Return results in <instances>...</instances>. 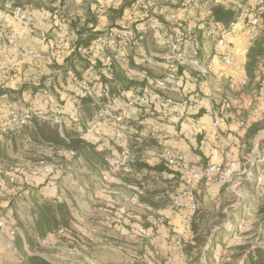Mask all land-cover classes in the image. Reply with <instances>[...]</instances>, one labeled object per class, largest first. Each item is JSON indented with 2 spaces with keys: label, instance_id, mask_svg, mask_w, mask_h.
<instances>
[{
  "label": "built area",
  "instance_id": "obj_1",
  "mask_svg": "<svg viewBox=\"0 0 264 264\" xmlns=\"http://www.w3.org/2000/svg\"><path fill=\"white\" fill-rule=\"evenodd\" d=\"M161 3L172 4L175 11L169 14V21L172 22L173 27L169 25V30L162 36L159 43L163 50L161 61L164 69L160 77L147 78L146 86H132L129 89L120 85L114 88L109 83L96 87L87 78L77 81L75 86L90 98L93 109L91 120L84 125L79 119L82 106L76 99L72 100V107L65 110L62 105L54 102V97L48 90H30L21 95L18 94L17 97L13 95L15 101L8 110L6 127L7 130L21 129L32 125L33 120L39 118L49 121L54 119V125L61 130L71 124L68 122L74 121L79 133L96 138L103 137L106 130H112L116 140L123 143L131 142L133 145L131 148L125 147L113 157L111 164L116 170L127 168L135 160V151L139 148L149 149L148 145L152 141H157L153 150L155 149L159 161H165L170 167L181 166L190 176L188 186L179 197L172 200V206L177 209L183 207L188 201L190 225L192 216L197 210L194 193L201 184L209 187L220 182L231 185L232 189H235L241 184L240 181H234L235 175L239 173L245 175L246 179L253 180L258 186L264 187V129L260 130L249 142L252 148L244 164L232 163L225 166L223 162H219L208 163L205 166L165 146L161 142L158 131L143 127H130L123 109L134 110L140 117L153 116L156 112L165 119L187 118L191 114L198 113L203 101L209 100L213 115L211 126L218 131L222 120L219 117L218 104L230 106L238 115L239 130L220 140V154L225 157L234 148L239 150L246 148L249 143L243 135L251 129L252 123L264 119V60L259 75L248 90L250 81L246 66L238 57L236 41L241 33L245 34L249 43L257 40L262 28L264 0H246L233 6H227L224 0H135L133 7L135 12L154 15L158 12L157 8ZM218 6L234 12V18L228 24L216 22L213 19V10ZM187 9L194 11L192 18L186 17ZM180 10L185 11V14L179 15ZM10 14L24 30L33 31L37 26L35 13L17 7L10 9ZM153 27L152 22H147L142 31L143 36L150 33ZM55 34L53 51L42 53L31 47L20 46L15 34L0 26V73H5L12 67L9 48L16 49L20 50L21 61L28 67L35 68V79L40 83L45 75V66L55 65L64 60L67 55V51H61L63 45L65 46L64 41H67L65 37H68L67 24L55 25ZM143 36H138L133 31L125 29H106L95 35L90 57L103 56L107 63L116 62L130 71L129 60L132 57L139 58L145 63L152 61L144 50L141 41ZM112 46H116L117 50ZM105 49H108V52H105ZM218 65L235 71L229 83L227 95H217L207 91L202 84H197L195 96L191 100L176 101L166 95L168 88L178 80L180 69L196 75L197 80H200L197 83H205L216 75ZM57 75H60V71H57ZM128 79L131 82L136 81L132 75H129ZM51 81L52 79L48 80V82ZM49 149L54 154L56 153L54 147H49ZM70 155L76 157L75 152H71ZM75 160L79 163L83 162L81 157ZM57 171L58 166L42 159L35 169L23 172L19 178L16 175L1 177L0 185L8 189L14 185L19 186L21 183L30 187L33 185L34 178L44 177L47 184L57 187L59 186L58 180H61L54 178ZM102 179L107 182L109 177L104 174ZM2 188H0V198L4 197ZM9 190L12 192L14 188ZM118 212L120 217L108 214L106 220L121 225L130 217L129 211L124 207L119 208ZM6 219L10 229L8 234L4 233L5 221L0 218V237L13 238L17 231L15 220L10 213L6 214ZM228 230L232 231L234 228L230 227ZM64 232L61 230L59 234L63 235ZM139 233L156 241V238L146 229H140ZM179 245H181L180 242Z\"/></svg>",
  "mask_w": 264,
  "mask_h": 264
},
{
  "label": "crops",
  "instance_id": "obj_2",
  "mask_svg": "<svg viewBox=\"0 0 264 264\" xmlns=\"http://www.w3.org/2000/svg\"><path fill=\"white\" fill-rule=\"evenodd\" d=\"M95 1H97L96 6L95 4L89 5V11L87 14H78L79 18L89 19V28L95 27V29L100 31V33L115 25L132 29V23H130L128 26H125L126 23L124 22L125 17H131L132 10H130V8L133 5L132 0H94V2ZM63 4L64 3L61 1L62 6ZM112 7L121 9L123 13H110L111 11L109 9ZM62 8L60 7L59 10L57 9L55 14H57L58 11L61 13ZM171 9L172 11H175L174 7ZM159 11L154 13V15L157 16V20L152 22L154 24L153 30L151 31L154 34L153 39L148 43L145 41L146 36L151 32L143 36L144 50L147 56L151 57L152 61L150 63H145L136 57H132L130 60L131 64L129 75H132L136 78V86H145L147 83V76L149 78L160 77L164 70L161 61V54H159L158 49L160 50L159 43L162 40V36L165 34V32L161 30V27H165L163 24L167 21L168 14L165 13L167 12L166 10L162 9L160 12ZM34 13L37 18V26L33 29V31L24 29L12 31L8 28V26L5 30L15 34L20 46L31 47L42 53H49L50 46L46 41V36L48 35L46 29L49 28L52 20L57 21V15L49 13L48 9L34 11ZM132 14H139V12L134 11ZM193 14L194 11L186 13V17L192 18ZM162 15H164L163 18ZM0 18L2 23H9V19H12L10 11L7 12V14L5 12H0ZM59 23L61 22L53 23L50 26L57 25ZM142 24L143 23L141 22L136 26V29L141 32L146 26L145 24ZM24 41H26V43H23ZM67 44L69 45V42ZM236 45L238 57L240 61L246 66L248 62L250 45L245 34L241 33L239 35ZM151 48H153L154 51H152ZM9 51L12 56V67L7 72H9L15 65L17 67L20 64H24L21 61V56L18 54L16 49L9 48ZM153 56H155V58H153ZM150 69H153L154 71ZM58 71L61 73V69L58 68ZM89 73L94 79H100L102 77L105 78V80H109L114 77L113 71H109L108 69L104 68H100L98 70L93 69ZM234 73V69H229L218 65L216 75L212 77L213 84L211 88L209 87L208 83H197V80L192 77L195 75L190 73V71H186L185 75L182 77V79H180L182 81L177 85L169 87L166 91V95L175 99L176 101L191 100L195 96L197 84L204 85L206 90L212 93L215 91L216 94L227 95L229 93V87L227 88L226 84L228 81H230L229 77H231ZM15 75V82H12L10 85L11 88H15V83L19 81H23V83H28V81L30 82V73L27 74L26 72L22 76L21 71H18V73ZM56 75V64L46 65L45 75L41 80L42 82L40 83L43 84L45 82L43 86L49 87L57 78L61 80V74L57 76ZM49 79H52V81L48 82ZM129 82L131 81L129 80ZM117 85L123 87V84H121L120 81L115 82L113 87L116 88ZM30 90H32L31 87H28L22 93L28 92ZM224 90L226 91V94L223 93ZM58 92L61 93L63 98L70 97V94L61 88ZM15 94L11 93L0 96V152L2 150H6L7 152V149L10 146L15 145V148H17L18 145H21L20 141H17L14 144V142L11 139H8L6 136L7 113L10 109V106L15 101L13 98V95ZM51 94H53V92H51ZM72 102V100H69L71 107ZM200 109L202 110V114L195 117H171L169 119H165L160 115L138 117L134 110L123 109V112L125 113L127 121L131 124L132 128L143 127L158 131L160 133L161 142L165 146L170 147L171 149H176L179 153L187 155L197 164H204L206 160V164L219 162H223L225 166H229L232 163L241 165L244 164L246 159H248L249 152L252 148L251 143H249L251 140L248 141L249 144L246 148L242 150L234 148L225 157L220 154L219 144L217 141V138H220L221 140L222 138L232 135L237 130H239V118L236 115H230L225 120L222 119L221 127L218 131H216L211 126L213 115L210 101H203V105ZM81 114L79 116L81 122H88V117L87 119H83ZM86 116L87 115H85V117ZM73 125L76 124L73 123ZM246 135L247 133L243 135L244 139H246ZM83 136L86 138L87 142L95 146L96 151L108 152V156L110 155L109 158H107L108 160L111 156H116L118 153H120L125 147L131 148L133 146L131 142L118 143V140L114 138L112 130L109 129L105 131L104 136L101 138H96L88 134H84ZM156 144L157 141H152L148 145L149 149H145L144 154L141 153L142 156L146 160H149L153 165L159 163L157 153L155 149L153 150V147ZM79 156L81 157V154ZM63 158L67 160V163L72 161L77 163V160L73 159L66 152H64ZM1 161L4 162L5 160L0 157V162ZM83 161L88 160L83 158ZM88 164L90 165V168L94 172L100 174V176H103L104 174L108 175L109 179L106 182L108 185L105 186L106 189L102 188L103 190H101L103 192L110 193L107 191V188L112 184L113 187L116 186L118 188L116 189V191H118L116 194L124 201V204H116L112 200H109L103 203L100 208L94 207L93 209L95 212L103 211L104 213L101 218L98 217V215H92L90 219L95 221L98 220L96 221L97 224L100 223L107 230H111L114 233H119L121 238L125 237L132 240L140 239L142 241L141 247L135 252L136 255H132L129 259L131 261L128 260L126 264H188V257L186 255L185 248L194 237L192 222L195 215L194 213L191 224L189 225L188 201L185 202L183 207L178 209L172 206V201L158 209H155L154 207L141 201V190L126 180L127 173H131L130 176H135L136 179H141L143 177L142 173H135L134 169H131L130 171L127 169V171L122 169H118V171L116 169V171L114 169L109 170V168H106V166L103 167L97 162L89 161ZM0 168H2L1 165ZM21 169L22 170H18V172L23 171L26 173L30 171L29 169H26L25 166L21 167ZM11 174L12 173H10L9 170H5L4 175L0 174V179L3 176L7 177ZM59 175L60 171H57V173L54 175V178L57 180L60 179ZM240 175L243 176V174ZM171 177L172 175H169V178ZM239 180L241 184L235 189H232L231 185L217 182L209 187L201 184L194 193L197 209H201L205 213L203 224L209 221V224L207 225L211 227V233L208 236L207 243L203 249L201 264H251L248 258L252 252L255 254V250L251 248V243L253 241L252 237L257 234V226L255 225V227H253V224L263 219L262 217L258 216L257 211L259 207L264 204V187L258 186L253 180L250 181L246 178H239ZM43 181V177H36V184L30 187L24 186L23 189L25 191H31L34 189L36 196L42 200L58 199L62 193L59 186H50L49 184H44ZM20 189L22 190V188ZM6 190L10 191L9 189ZM129 193L131 195H129ZM156 199L158 200L159 197ZM76 206L77 209H80L78 205ZM123 207L130 212V217L126 219L123 225L115 224L110 226L109 221L106 220V216L111 212H115L119 208ZM108 224L109 228L107 227ZM230 227H233L234 230H228ZM142 228L148 230V232L156 238V241H152L150 238L148 239L141 235L139 230ZM253 228H255V230ZM75 229L77 232L82 231L80 227H75ZM261 229L264 230V225L261 227ZM81 233L85 234V232ZM87 236H90V238L92 237L90 234H87ZM7 238L10 239L9 237ZM179 242L181 245H179ZM244 247H248V250L242 252V248ZM259 249L264 252L263 248ZM203 261L205 262L203 263ZM262 262L264 263V256L262 258Z\"/></svg>",
  "mask_w": 264,
  "mask_h": 264
},
{
  "label": "trees",
  "instance_id": "obj_3",
  "mask_svg": "<svg viewBox=\"0 0 264 264\" xmlns=\"http://www.w3.org/2000/svg\"><path fill=\"white\" fill-rule=\"evenodd\" d=\"M134 2L135 0H132V7L130 10H132V13H134ZM20 7L18 5H15L13 8ZM26 11L34 13L33 10L27 8V7H20ZM110 13H123L121 9H117L116 7H112L109 9ZM63 12V11H61ZM192 12L191 9H187V13ZM130 13V12H129ZM131 17L128 16L125 17L124 22L126 23L125 26H128L130 23H132L133 27L131 31L136 33L138 36H143L142 32L136 29V26L138 23H143L142 25H146L147 22H153L154 20H157L156 15L151 14H143L142 12H139V14H132ZM123 17V15H122ZM164 15H162V18ZM213 19L216 22H220L223 24H228L233 18H234V12L231 10L225 9L223 6L215 7L213 10ZM124 18V17H123ZM127 18V19H126ZM66 22V21H65ZM89 19H82L79 17H70L69 20H67L66 24L68 27V37L67 40L69 42L67 55L64 60L56 63L57 69H61V80L58 78L54 80V82L49 87H44L42 83H39V80L37 81L35 79V68L27 67L25 64H20L16 67V65L9 71L3 74H0V96L4 94H11V93H19L25 91L28 87H31L32 90H48L50 92H53L54 102L62 105L65 110L71 108V103H69V100L76 99L80 102V105L82 106V117L83 119H87L88 121L92 118V106H91V100L89 97L84 95L76 86V82L87 78L89 79L93 85L96 87H99L102 84L109 83L114 84L115 82H119L123 84V87L125 89H129L132 86H136V81L129 82L128 76H129V70L126 69V67H123L122 65L116 63V62H110L107 63L103 56H97L95 58L90 57V52L93 49L92 42L96 34L100 33V31H97L95 27L89 28ZM262 28L261 32L259 34V37L256 41L253 43L256 44L257 47H250L249 54H248V62L246 65V71L247 76L250 81V85L248 90L252 87L254 84L257 76L260 73L259 66L262 65V62L264 60V12L262 14ZM168 22H165L163 25L165 27H161V30H163L165 33L169 30ZM154 25V24H153ZM170 25V24H169ZM8 28L12 31H19L22 30V27L12 19H9ZM112 29H120L124 30L123 26H113ZM164 28V29H163ZM166 29V31H165ZM130 30V29H129ZM164 34V33H163ZM251 46V45H250ZM113 49H116V46H112ZM257 48H261L263 50V54L259 57H256L257 54ZM105 52H108V49H105ZM20 50H18V54ZM131 60V59H130ZM129 60V61H130ZM131 64V63H130ZM108 69L109 71H113L114 77L112 79L100 78V79H94L91 77L90 73L93 69ZM18 69V70H17ZM18 71H21L22 76L27 72V74L30 73V82L23 83V81L16 82V87L11 88L10 85L16 78L15 74L18 73ZM186 71L184 69H180L178 74V80L173 83L174 85L179 84L182 80V77L185 75ZM70 75V76H69ZM149 78L148 76L146 77ZM180 80V81H179ZM41 81V80H40ZM15 82V81H14ZM148 83V81H146ZM39 83V84H38ZM146 83V84H147ZM145 84V86H146ZM172 86V85H171ZM63 89L65 92L70 94V97L63 98L61 96V93L58 92L59 89ZM56 95V96H55ZM70 98V99H69ZM202 110L200 109L198 113L191 114L189 116H198L202 114ZM218 111H219V117L225 120L230 115H238L236 114L235 110L230 106H225L218 104ZM227 113V115H226ZM85 115H87L85 117ZM159 115V113H156L153 116ZM161 116V115H160ZM150 117V116H148ZM87 123H82V125ZM251 129L247 132L246 140L247 142L252 140L254 136L262 129H264V119L261 121H257L255 123H252ZM33 125V126H32ZM32 125L17 129V130H11L8 129L6 136L8 139H11L14 144L17 141L22 142L26 138H31L34 141H42L52 145L55 149L56 153L66 152L70 155L71 152L76 153V157L71 156L73 159H77L80 157L85 158L88 161L92 158H95L101 166L106 168H109V170L114 169V167L111 164V160L114 156H111L110 159L108 156V152L106 151H96L95 146L90 144L86 141V138L79 133L77 130V126L73 125L71 128L64 127L62 130L57 125H51V123L48 122H37L32 123ZM76 126V127H75ZM220 138H217L218 144H219ZM118 143H123L122 141H117ZM56 147V148H55ZM58 148V149H57ZM64 149V150H61ZM174 151H177L176 149H173ZM145 149L139 148L135 154V160L134 162L130 163L127 168L122 170H131L134 169L135 173H142L143 177L141 179H136L135 176L131 177V173H127L126 180L131 183L132 185H135L141 190L142 196L141 201L144 203L154 207L155 209L160 208L163 205H166L168 202L172 201L174 198L179 197L181 192L188 186V180L190 178L188 172L185 168L179 166V167H170L165 163V161H159L158 164L153 165L149 160H146L141 153L144 154ZM80 153V154H79ZM93 155V157L91 156ZM0 156L3 159H7V152L6 150H2L0 152ZM83 156V157H82ZM108 156V157H107ZM46 159L47 161H51V158H45V156H42L38 158V160ZM38 161V162H39ZM207 160L202 165L206 164ZM0 165L2 168H0V174L5 173V170H9L11 175H16L18 178L23 175V171L21 167H18L16 165H6L5 162L1 161ZM17 170V171H16ZM126 170V171H127ZM169 175H172L171 178H169ZM5 177V176H3ZM44 184H47L46 179L43 177ZM32 184H36L35 178L32 180ZM0 188L1 185H0ZM4 191L7 192L6 189L8 188H2ZM159 197L157 200L156 198ZM0 198V209H3L2 202ZM36 210H35V219L33 222V226L31 225L29 229H26L24 231L25 235L21 236L18 232V229L15 233L14 238L16 239V243L19 246V249L21 250L22 254L26 255L25 251L23 250V241L26 239L29 247L31 249H34L35 240L38 238H34L33 234H37L40 239H49V237L52 236V234H56L61 230H64L63 238L68 237L67 234L72 233L73 239L74 235L76 234V229H74V222L71 215L70 207L67 203H65L64 200L60 199H51V200H42V199H36L35 200ZM185 205V204H184ZM261 211L258 214L259 217H262L264 220V204L259 208ZM198 210V209H197ZM119 209L115 212H111L110 215L114 217H120ZM130 213V212H129ZM16 216V215H15ZM205 217V213L199 209L197 212H195V215L193 217L192 222V228L194 232L193 239L189 242V244L185 248L186 255L188 257V264H201V258L203 249L207 243V238L211 233V227L207 224H209V221L207 223L203 224V220ZM222 217V215H221ZM0 218H2L5 221V229L4 233L8 234L10 225L8 220L6 219V214H1ZM15 222L16 219L14 218ZM111 225H115L113 223H110ZM108 224V228H109ZM123 225V223H122ZM76 227V226H75ZM32 229V231H31ZM34 231V233H33ZM261 240L264 239V235H261ZM152 235V234H151ZM38 239V240H40ZM149 239V238H148ZM245 250H248V247L242 248V252H245ZM252 252L248 258L249 262L251 264H264L262 262V258L264 256V252L261 249H255V254ZM242 256V255H239ZM256 258V259H255ZM31 262H40L42 264H49L47 261L39 258V257H32Z\"/></svg>",
  "mask_w": 264,
  "mask_h": 264
},
{
  "label": "rangeland",
  "instance_id": "obj_4",
  "mask_svg": "<svg viewBox=\"0 0 264 264\" xmlns=\"http://www.w3.org/2000/svg\"><path fill=\"white\" fill-rule=\"evenodd\" d=\"M61 1L64 3L63 6L61 5ZM241 1H246V0H224V3L227 6H233ZM94 4L96 6L97 1L94 2V0H0V12H5L7 14V12H9L10 9L15 7V5H18L20 7H27L34 11L48 9L49 13L55 14L57 12V9L59 10L60 7L61 8L63 7L61 9V11L63 12L60 13L58 11V13L55 14L57 15V21L52 20L51 24L56 22H61L66 24L67 20H69V18L72 16L79 17L78 14L80 15L87 14L89 11V5H94ZM172 7H173L172 4L161 3V5L157 8L158 11L159 10L161 11L162 9L167 11L165 12L168 14L167 15L168 19L166 22L170 24V27H173L172 22L169 21V13L170 14L173 13L171 9ZM182 14H185V11L179 12V15ZM7 25L8 23L5 22L2 23L0 18V26L3 29H7ZM50 25L49 28L46 29V32L48 34L46 36L47 38L46 41L50 46L49 53L53 51L54 49L53 42L56 39L55 25L52 26ZM129 29L131 31V28ZM129 29L126 28L125 30H129ZM153 35L154 34L151 32L149 35L146 36L145 41L147 43L151 41L153 39ZM65 40H67V36L65 37ZM143 40L144 38L142 37L141 41L143 42ZM23 43H26V41H24ZM64 43L65 46L63 45L61 51L66 52L68 50V44H67L68 42L64 41ZM249 45H251L250 47H257L256 44L254 43H249ZM151 50L154 51L153 48H151ZM158 52L159 54H162L163 50L160 48V50L158 49ZM262 54H263V50H261V48H257L256 57H259ZM153 58H155V56H153ZM260 69H261V65L259 66V70ZM232 76L229 77L230 81ZM192 77L197 80L196 75ZM212 77L209 78L207 82H205L208 83L209 87L211 88L213 84ZM230 81H228L226 84L227 88L229 87ZM197 82H200V80H197ZM225 90L223 93L227 91ZM214 93L216 94L215 91ZM15 96L17 97L18 94H15ZM41 121L51 123V125L53 126L55 123L54 119L53 121H49V120L36 118L33 120V124ZM68 123H71V125L69 124L68 126L65 127L71 128V126H73V123L75 122L70 121ZM128 124L131 127V124L130 123ZM52 145L54 144H49L42 141L36 142L31 138H26L24 139L23 142H21V145H18L17 148H15L16 146L14 145V146H10L7 149V153H8L7 159H4L5 160L4 162L8 166L9 165H16L18 167L25 166L26 169L33 170L36 168V165L39 161L38 158L42 156H45V158H51V161L48 162L58 166V171H60L59 177L61 180L59 181V188L62 193L61 196L57 198L60 199V201L64 200L65 203L68 204L71 210V215L75 226L77 228L80 227L82 229L81 232H85V234L81 232H76V234L78 235H74L75 239H73L72 233L67 234L68 237L63 238V235L59 234L58 232L56 234H52V236L49 237V239L43 240L40 239L39 236L35 234L33 231L34 233L33 237L38 238L40 240L36 239L34 249H31L26 239H24L23 250L25 251L26 255L22 254L14 237L10 239H8L7 236L0 237V264H42L40 262L39 263L31 262L32 257H39L47 261L49 264H126L132 255H136L135 252L138 248L141 247L142 241L140 239L132 240L130 238H125V237L121 238L119 233L117 232L114 233L111 230H107L100 223L97 224L96 221L98 220L95 221L93 219H90L92 215H98V217L100 218L103 216L104 213L103 211L95 212L93 208L94 207L100 208L101 205H103V203H105L106 201L112 200L116 204H122V203L124 204L123 199L119 198L118 195L116 194L118 192L116 191V189L118 188L116 186L113 187L111 184L110 187L108 186L107 188V191L110 193L102 191L105 188V186L108 184H106V181H104L101 178L102 176L94 172L90 168V165L88 164L89 161L97 162L95 158H92L89 161H83L82 163L79 162L76 163L75 161L67 163V160L63 158L64 152L57 150L59 151V154L57 153L54 154L52 151H50L49 147H53ZM91 156L93 157L92 154ZM239 178L245 179L246 176L245 175L242 176L238 173L237 175H235L234 181H240ZM12 187L14 188V190H12ZM20 188H22V190ZM23 188L24 185L21 183L19 186L17 185L11 186L9 189H11L12 192L8 190L7 192L4 191V194H2L4 197H2L1 199V202L3 203L2 205L3 207L1 208L3 209H0V215L3 213L4 214L10 213V215H12L13 218L16 219L15 222L16 227L21 236L25 235L24 231L26 229H29L31 225L33 226V222L36 217L35 200L39 199V197L36 196V192L34 189L31 191L28 190L25 191ZM129 195L131 194L129 193ZM76 205H78L80 209H77ZM260 211L261 210L258 209L257 213L259 214ZM255 225L257 226L256 228L257 234L252 237L253 241L251 243V248H253V250L264 247V242H263L264 239L261 240L260 238V233H262L261 235H264L263 232L264 230L261 229V227L264 225L263 220L255 222L253 224V227H255ZM253 229L255 230V228ZM86 233L92 235V237L90 238V236H87ZM204 262L205 261H203V263Z\"/></svg>",
  "mask_w": 264,
  "mask_h": 264
}]
</instances>
